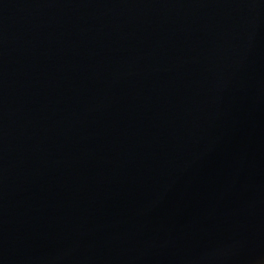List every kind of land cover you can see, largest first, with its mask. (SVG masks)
<instances>
[{
    "label": "water",
    "instance_id": "obj_1",
    "mask_svg": "<svg viewBox=\"0 0 264 264\" xmlns=\"http://www.w3.org/2000/svg\"><path fill=\"white\" fill-rule=\"evenodd\" d=\"M0 264H264V0H0Z\"/></svg>",
    "mask_w": 264,
    "mask_h": 264
}]
</instances>
